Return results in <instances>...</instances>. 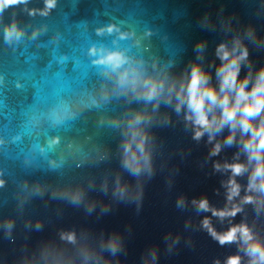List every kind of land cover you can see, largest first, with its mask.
<instances>
[{
  "label": "water",
  "instance_id": "95a60500",
  "mask_svg": "<svg viewBox=\"0 0 264 264\" xmlns=\"http://www.w3.org/2000/svg\"><path fill=\"white\" fill-rule=\"evenodd\" d=\"M220 44L247 49L238 79L251 73L250 90L264 68V0L0 4V264L240 258L250 241L237 233L221 244L203 221L218 234L246 225L252 237L264 224V193L248 187L247 134L238 128L226 143V125L195 139L179 96L193 64L219 89ZM145 81L162 87L149 98ZM133 128L145 138L138 170L125 156ZM232 163L245 171L233 177ZM231 178L240 191L229 202ZM201 199L209 210L193 203ZM233 205L235 216L212 214Z\"/></svg>",
  "mask_w": 264,
  "mask_h": 264
},
{
  "label": "clouds",
  "instance_id": "9594fccd",
  "mask_svg": "<svg viewBox=\"0 0 264 264\" xmlns=\"http://www.w3.org/2000/svg\"><path fill=\"white\" fill-rule=\"evenodd\" d=\"M16 2L17 0H0V4ZM53 4L54 0H47L49 8ZM239 43V41H236L237 45ZM217 56L222 61L217 68L219 89L210 83V76L199 64H193L189 78L186 82L181 83L179 90L180 102L186 101L190 110L186 118L191 120L195 126V139H199L205 131H208L210 133L209 141H211L214 138L211 133L214 130L222 129L226 125L230 128L226 143H232L238 128L242 134H247L244 149L248 153L249 161H255L248 187L251 190L264 193V68L256 75L251 89L246 90L251 79V73L243 79H238V77L240 61L248 56L247 49L244 48L237 54L235 47L229 49L225 44H220L217 48ZM107 60L118 63L119 55L111 54L107 57ZM145 87L147 96L151 98L160 91L162 85L156 81H145ZM217 109H219V112H217ZM257 117H259L258 123L254 122ZM140 119V116L135 117V123H139ZM134 141L136 143L135 148L133 147ZM144 142V136L133 128L130 139L125 143L126 163L137 170L140 167V156L143 155L145 161L147 160V155L144 152ZM220 148L219 143L215 144L211 154H218ZM215 167L219 169L221 166L216 164ZM224 167L231 169L233 177H235L242 174L246 166L242 163H232L225 164ZM227 183V199L231 202L233 197L239 194L240 186L234 178L229 179ZM253 199L252 196L244 197L245 202H252ZM193 203H198L200 209L209 210L206 199L193 201ZM211 211L213 215L224 218L235 216L240 208L233 205L230 209H212ZM203 224L221 244L236 240L237 233L246 242L253 241L246 225L233 226L227 232L218 234L211 227L207 218L204 219ZM68 239H73V236L69 235ZM113 247H115V242H113ZM249 255L254 257L250 264H256L257 260L264 262V246L258 241L252 242ZM227 264H240V258L238 256L229 257Z\"/></svg>",
  "mask_w": 264,
  "mask_h": 264
}]
</instances>
